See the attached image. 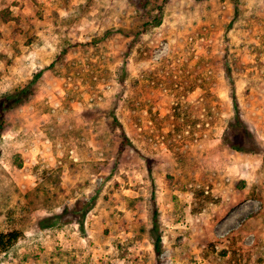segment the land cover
Masks as SVG:
<instances>
[{"label": "rangeland", "instance_id": "obj_1", "mask_svg": "<svg viewBox=\"0 0 264 264\" xmlns=\"http://www.w3.org/2000/svg\"><path fill=\"white\" fill-rule=\"evenodd\" d=\"M31 80L0 264H264V0H0V99Z\"/></svg>", "mask_w": 264, "mask_h": 264}, {"label": "trees", "instance_id": "obj_2", "mask_svg": "<svg viewBox=\"0 0 264 264\" xmlns=\"http://www.w3.org/2000/svg\"><path fill=\"white\" fill-rule=\"evenodd\" d=\"M33 83H34V81L31 80L22 89L18 90L17 92H14V93L6 94L3 96V98L0 99V127H1V123H2L3 113L5 112V110L7 108H11L12 105L19 103L20 102V96H23V95L28 96L29 94H31ZM231 87L233 88V85ZM232 102H233V106L236 107V98H235L234 92H232ZM12 103H14V104H12ZM229 146L231 148L236 149V150L243 151L242 149L237 148V146L233 143H230ZM148 171L149 172L151 171L150 168H148ZM192 194H193L192 202L194 205V209L197 211H199L204 206H206L207 204H209L213 201V198H212V196L208 190L199 189V190L194 191ZM153 202H154V205H153V210H152V231L157 232L158 231L159 211H158V208H157L154 200H153ZM21 235H22L21 232L18 230H10L8 232H0V250H5L8 246H10L14 242H16L20 238ZM210 246H212V245H210ZM232 247L233 246L230 245L229 246L230 249L229 248L228 249L230 251H232L233 254H235L236 249H234ZM153 248H154L155 254L157 256H159L161 253V237L159 234H157L156 237L154 238ZM226 253H227V249L220 251L221 256H225ZM206 254H208V256H206ZM206 254L205 253L203 254V256L206 259L211 257L210 253L208 252V249H206ZM234 256L235 255H233L232 257H234ZM228 264H239V263L237 262L236 259H234V261H233V258H231V260Z\"/></svg>", "mask_w": 264, "mask_h": 264}, {"label": "crops", "instance_id": "obj_3", "mask_svg": "<svg viewBox=\"0 0 264 264\" xmlns=\"http://www.w3.org/2000/svg\"><path fill=\"white\" fill-rule=\"evenodd\" d=\"M221 192V191H220ZM222 193V192H221ZM220 193L221 196H223L222 194ZM224 200V199H223Z\"/></svg>", "mask_w": 264, "mask_h": 264}]
</instances>
